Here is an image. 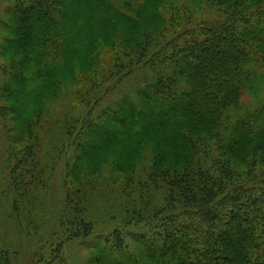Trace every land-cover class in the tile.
Segmentation results:
<instances>
[{
    "label": "trees",
    "instance_id": "1",
    "mask_svg": "<svg viewBox=\"0 0 264 264\" xmlns=\"http://www.w3.org/2000/svg\"><path fill=\"white\" fill-rule=\"evenodd\" d=\"M182 1L15 0L9 11L2 93L19 119L9 141L14 158V146L22 148L12 169L20 188L30 192L51 164L46 101L66 95L81 112L66 118L57 150L66 160V206L49 264H64L66 240L95 232L90 215L102 204L135 228L138 246L116 228L84 243L95 264H264V94L252 108L241 102L246 89H264V0H206L220 19L184 30ZM72 13L81 29L90 16L114 32L95 47L99 56L86 57L95 60L86 71H73V79L50 76L65 67ZM146 14L148 22L140 20ZM153 126L161 133L139 148ZM97 138L120 140L98 168L87 160ZM123 156L132 161L126 168ZM11 256L1 249L0 264H12Z\"/></svg>",
    "mask_w": 264,
    "mask_h": 264
},
{
    "label": "rangeland",
    "instance_id": "2",
    "mask_svg": "<svg viewBox=\"0 0 264 264\" xmlns=\"http://www.w3.org/2000/svg\"><path fill=\"white\" fill-rule=\"evenodd\" d=\"M14 2L15 0H0V251L1 249L11 250L12 256L10 262L12 264H49L48 262L52 260L54 249L58 245L56 242L59 238L56 233L59 230V223L66 206V160L63 157L57 159V150L64 141L62 136H65L64 123L66 118H71V116L76 117L81 112L79 109H71L72 102H69L65 98L66 95H58L57 101H46L47 106H49L47 113L50 118L49 126L51 127L49 132L51 134L48 138L44 139V149L49 152V157L45 161L51 164L46 170L44 178L40 177L39 183L30 192L25 187L20 188V181L13 178L12 169L16 165L17 160L23 155L21 153L22 148L19 145V147L17 145L14 146L17 149L15 154L17 157L19 156L18 159L14 158L10 154L12 145L9 141L11 132L12 134L16 133L17 128L15 127L14 129L13 126L16 119H19L17 115H14V112L8 109L9 101L6 100L2 93V86L5 80L4 72L10 58V54L3 53L2 45L5 42L6 35H10L8 25L14 23L13 15L9 12ZM193 2L192 0H183L181 2L183 9H177L178 15L183 21L182 30L191 29L194 26H200L206 22L209 23L220 19L219 12L209 8L206 5V0H203L202 4H195ZM70 6L73 8L77 4L72 3ZM83 11L86 14V11ZM72 14L70 18L72 32L68 30L67 26L64 28L66 35L63 50L66 61L65 67L53 70L50 76L54 75L65 79H73V71L78 72L79 69L86 71L95 61H89L86 57L89 55L99 56L95 47L100 46L105 35H112L114 32L113 28L109 29V26L102 22V20L93 19L90 16L83 29H81L76 24L75 14ZM150 16L149 14L142 15L140 20H145L146 17L149 18ZM118 21V18L114 17V22L119 23ZM145 22H148V20L146 19ZM149 22L152 28L157 26L151 20ZM121 25L126 28L128 23L123 22ZM93 33H96V35ZM133 37L134 34H131L130 38L132 39ZM78 38H83L85 42L78 51L70 52V49H68L70 43ZM170 53L171 51H168L167 54ZM35 76V79H41L42 77L37 72ZM263 94V88L258 93L246 89L243 92L241 102L247 107L252 108L260 101ZM151 133L154 136H158L161 133V127L153 126L152 132L145 130L139 138V148L148 145V142H145V140L151 137ZM119 142V138H114L111 141L100 139L94 144L95 147L93 146V148L89 149L87 160L93 161L95 167L98 168L105 163ZM63 147L65 150L66 144ZM129 148V146L125 148V151L128 153ZM171 153V155L169 154V162H172L175 158L173 151ZM55 155L56 157L54 158ZM128 158L127 156H123L121 160L124 168H126L125 165L132 164V161ZM116 175L121 176L122 172L116 171ZM15 181H18V183ZM102 205L98 207L100 210H94V213L90 215L91 219L94 218L93 220L95 221V232L86 240H66L63 244L61 259L64 261V264H95L91 259V250L93 248L90 249L84 243L95 244L101 237L110 234L116 228L127 232L128 237H126V242L132 249L138 246L133 242L134 239L131 238V235L136 232L135 228L124 226L120 220L108 213L109 210L106 212ZM141 229L139 228V230ZM15 253H17V259ZM58 261H54L53 264H57Z\"/></svg>",
    "mask_w": 264,
    "mask_h": 264
}]
</instances>
